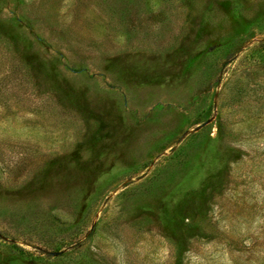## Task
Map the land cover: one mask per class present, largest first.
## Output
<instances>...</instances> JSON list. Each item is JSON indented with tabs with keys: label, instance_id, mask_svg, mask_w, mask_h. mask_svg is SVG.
<instances>
[{
	"label": "rangeland",
	"instance_id": "1",
	"mask_svg": "<svg viewBox=\"0 0 264 264\" xmlns=\"http://www.w3.org/2000/svg\"><path fill=\"white\" fill-rule=\"evenodd\" d=\"M0 264H264V0H0Z\"/></svg>",
	"mask_w": 264,
	"mask_h": 264
}]
</instances>
